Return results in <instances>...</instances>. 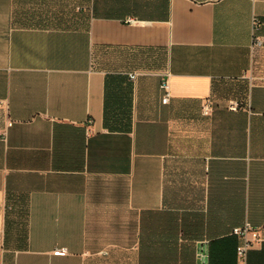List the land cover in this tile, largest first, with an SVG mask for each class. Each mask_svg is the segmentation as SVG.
I'll use <instances>...</instances> for the list:
<instances>
[{
    "label": "crops",
    "instance_id": "0c3cea01",
    "mask_svg": "<svg viewBox=\"0 0 264 264\" xmlns=\"http://www.w3.org/2000/svg\"><path fill=\"white\" fill-rule=\"evenodd\" d=\"M254 35L264 0H0V264H239L245 222L264 264Z\"/></svg>",
    "mask_w": 264,
    "mask_h": 264
},
{
    "label": "built area",
    "instance_id": "2783aa9c",
    "mask_svg": "<svg viewBox=\"0 0 264 264\" xmlns=\"http://www.w3.org/2000/svg\"><path fill=\"white\" fill-rule=\"evenodd\" d=\"M129 23L134 24L136 22L135 19L130 18ZM264 45V37L259 35H254L253 37V46H263ZM161 88L163 91L165 90L166 93L163 96V102H168L169 100V82L168 80L163 81L161 84ZM0 101V105H1ZM240 106V103L235 101L232 103L231 108L236 109ZM203 113L205 115H210L213 110V103L210 99L205 100L203 104ZM261 228L258 226H254L250 222H245L242 226H237L234 228L233 232L241 238V242L237 246V256L239 259V264H248L247 263V254L249 253V249L257 242H261L263 239L260 234ZM62 251H66L65 248Z\"/></svg>",
    "mask_w": 264,
    "mask_h": 264
}]
</instances>
